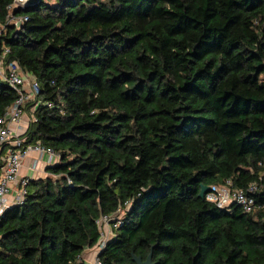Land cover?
Returning a JSON list of instances; mask_svg holds the SVG:
<instances>
[{
  "label": "trees",
  "instance_id": "trees-1",
  "mask_svg": "<svg viewBox=\"0 0 264 264\" xmlns=\"http://www.w3.org/2000/svg\"><path fill=\"white\" fill-rule=\"evenodd\" d=\"M16 1L0 46L57 162L0 216V264L84 261L102 217L101 264H264V0ZM16 99L0 81V118ZM226 183L251 213L198 197Z\"/></svg>",
  "mask_w": 264,
  "mask_h": 264
},
{
  "label": "built area",
  "instance_id": "built-area-1",
  "mask_svg": "<svg viewBox=\"0 0 264 264\" xmlns=\"http://www.w3.org/2000/svg\"><path fill=\"white\" fill-rule=\"evenodd\" d=\"M20 23L21 20H18L17 26ZM9 54L8 48L0 46V81L10 86L17 94L14 104L0 118V216L7 208L21 203L25 195L29 179H19L23 158L31 152H37L40 155L47 154L49 164L57 158V155L50 148H45L40 143L26 145L24 134L30 123L35 121L32 115L26 113L27 104L34 101L38 96L39 85L20 68L16 61L8 59ZM35 107L31 109V113ZM35 169L36 163H33L32 170ZM253 189L250 188L249 191ZM10 192H13L11 202L7 200ZM205 200L222 209L232 205L240 207L244 213H251L254 209V200L245 191L232 189L230 183L211 187L205 195ZM112 223L115 221L106 217H102L98 222L101 228V238L93 249L96 256L88 264H101L97 255L105 246V241L109 235L107 232L112 233ZM76 264L86 263L83 259H78Z\"/></svg>",
  "mask_w": 264,
  "mask_h": 264
},
{
  "label": "crops",
  "instance_id": "crops-1",
  "mask_svg": "<svg viewBox=\"0 0 264 264\" xmlns=\"http://www.w3.org/2000/svg\"><path fill=\"white\" fill-rule=\"evenodd\" d=\"M57 158L53 159L50 164H55ZM33 163H36V169L32 170ZM49 156L47 154L40 155L37 152H31L26 155L22 161V168L20 170L19 179H40L47 176L46 170L49 167ZM13 192L7 196L9 202L12 201ZM96 256L95 252L87 251L84 253L83 258L86 264L92 262V259Z\"/></svg>",
  "mask_w": 264,
  "mask_h": 264
},
{
  "label": "water",
  "instance_id": "water-1",
  "mask_svg": "<svg viewBox=\"0 0 264 264\" xmlns=\"http://www.w3.org/2000/svg\"><path fill=\"white\" fill-rule=\"evenodd\" d=\"M40 0H17L16 3L20 6H31L38 3ZM210 191L209 187H202L198 197L204 199L205 195ZM133 262L135 264H152L151 256L149 255L145 261H142L140 257L133 256Z\"/></svg>",
  "mask_w": 264,
  "mask_h": 264
},
{
  "label": "rangeland",
  "instance_id": "rangeland-1",
  "mask_svg": "<svg viewBox=\"0 0 264 264\" xmlns=\"http://www.w3.org/2000/svg\"><path fill=\"white\" fill-rule=\"evenodd\" d=\"M9 22H10V23H9ZM9 22H8L9 24H14V23H13V20H10ZM16 25H17V24H16ZM1 31H2V30L0 29V32H1ZM108 234H109V235H108ZM107 235H108V236H107V240H108V239H110V237L112 236V233L107 232Z\"/></svg>",
  "mask_w": 264,
  "mask_h": 264
}]
</instances>
